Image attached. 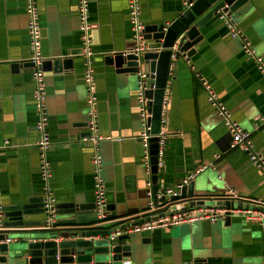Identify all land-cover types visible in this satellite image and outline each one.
<instances>
[{"label":"crops","instance_id":"obj_1","mask_svg":"<svg viewBox=\"0 0 264 264\" xmlns=\"http://www.w3.org/2000/svg\"><path fill=\"white\" fill-rule=\"evenodd\" d=\"M77 1L38 0L42 53L45 61H51L43 69L51 140L50 184L58 203L74 198L85 203L94 201L91 151L79 141L88 130V114L79 56ZM140 1L144 24L163 17L169 20L182 7V0ZM88 3L96 53L99 127L103 134L114 137L99 144L106 199L116 203L118 212L125 213L121 220H140L145 218V182L149 175L138 139L143 129L135 96L138 78L116 74L103 60L112 51H126L132 43L128 0ZM235 24L264 59V0L249 1ZM27 25L24 0H0V143L9 142L8 147L0 149L3 205L15 204L19 195L26 198L43 193L35 146L32 67H12L30 63ZM200 34L197 52L179 63L166 87L170 136L164 166L157 172L158 189L174 187L189 172L205 166L190 180L199 194L219 197L232 189L243 198L264 200L260 173L245 152L230 147L231 135L208 104L196 74L216 90L239 126L252 132L254 146L263 157L264 121L258 118H264V79L252 59L242 52L240 39L231 36L220 20L208 22L200 28ZM57 58L72 59L73 67L54 69ZM226 216L227 223L224 218L216 222L202 220L134 233V244L139 249L137 264H264V222L247 220L241 214ZM196 259L201 261L194 262Z\"/></svg>","mask_w":264,"mask_h":264},{"label":"water","instance_id":"obj_2","mask_svg":"<svg viewBox=\"0 0 264 264\" xmlns=\"http://www.w3.org/2000/svg\"><path fill=\"white\" fill-rule=\"evenodd\" d=\"M249 1L251 0H189V6L181 7L173 18L168 20L163 17L155 23L144 24V50L134 52L132 49L137 45L132 42L125 54L113 52L104 56V63L114 68L116 74L137 78L139 72L145 74L144 95L151 113L149 120L152 133L159 130L162 100L168 82L174 78L171 74L180 66V62L189 60L197 52L198 43L202 40L200 28L214 19L221 21L222 13H226L235 23L236 17ZM44 64H51V61L46 60L43 66ZM27 65L30 63H16L12 67ZM53 66L56 70H60L61 66L71 69L73 60L57 58L53 61ZM85 125L87 126V121ZM82 135H88V132L80 136ZM150 142L152 193L155 199L158 191L156 137L151 138ZM145 197L148 200L146 188ZM169 199H184L189 206L212 204L226 209L240 207L232 200L199 194L194 181L184 185L179 195L170 196ZM159 200L165 201L166 198L161 196ZM207 201L212 203L206 204ZM117 208L115 202L107 200V215L98 218L94 201L85 203L74 198L69 202H56L55 221L52 226H46L43 196L25 198L19 195L18 202L3 205L1 209L3 221L0 227V264H137L135 257L139 249L134 244V233L110 234L144 219L134 220L129 217L121 220L125 213L118 212ZM57 216L64 217L56 218ZM228 219L229 216H226L224 222L227 223ZM10 235L14 237L10 238ZM7 238L10 241H5Z\"/></svg>","mask_w":264,"mask_h":264},{"label":"built area","instance_id":"obj_3","mask_svg":"<svg viewBox=\"0 0 264 264\" xmlns=\"http://www.w3.org/2000/svg\"><path fill=\"white\" fill-rule=\"evenodd\" d=\"M25 11L28 14V25L27 32L29 36V48L30 55L28 61L31 64V81L33 84L32 90V105L36 114L35 132L37 134V140L35 146L38 151V166L40 176L43 182V213L46 221V226H52L55 221V205L56 197L51 188V177L52 167L48 158V149L51 144L50 135L48 132V114L46 111V88L44 82V69L43 63L45 57L42 53V29L39 22L38 12V0H24ZM88 0L77 1V16L79 20V36H80V54L79 56L83 61V72L82 80L86 90V108L88 114L87 120V132L88 135H82L79 137V141L90 148L91 151V173L93 179V194L95 203V213L98 218H103L107 215L106 206V189L104 181L101 177L102 170V157L99 150V144L103 140H111L114 137L105 135L100 131L99 127V108H98V97L96 92V81L94 71V59L95 51L92 45V37L90 34L91 25L89 22V8ZM189 0H182V7L189 6ZM128 20L132 26V42L136 43L132 50L138 52L144 50L146 46L143 44V26L144 22L141 20V1L140 0H128L127 6ZM221 21L224 26L229 30L230 35L238 37L241 41L242 52L244 55L252 59L255 63L257 70L261 77L264 79V59L259 56L251 42L244 36L242 30L231 21L230 17L226 13L220 15ZM116 51H112L113 53ZM127 52L123 51L125 54ZM138 84L136 89V98L138 100V114L143 124V129L138 135L141 147L143 149V164L145 171L148 173V178L145 182L147 200V208L144 212V220L141 222L133 223L124 229H118L113 231L110 236H114L121 232L126 233H140L151 231L154 229H167L181 224H190L196 221L208 220L210 222H216L220 219L225 218L226 215L241 214L247 220H259L264 222V200L260 197L255 199H247L241 197L238 193L232 189H228L224 194L218 197L220 200H232L238 202L240 207H234L232 209L220 208L215 205H187V201L181 199L183 202L172 201L169 199L170 196H176L181 193V189L186 185L194 175L203 170L205 166L196 168L189 172L185 178L174 187H164L158 189L156 197L154 199L152 193V179H151V154H150V140L156 137V166L157 172L164 166L168 138L170 136L168 131V102L169 96L165 92L164 98L161 104L160 114V126L156 133L151 132L150 116L151 113L148 111L146 106L147 99L145 98L144 91V77L143 72L138 74ZM199 78L205 93L208 104L214 111L221 117L222 123L226 130L231 135V148H238L246 153L249 162L254 168L260 173L264 182V157L255 148L252 132L247 131L239 126V124L233 119L229 108L226 106L224 101L221 99L215 89L209 84V82L196 74ZM169 83V82H168ZM261 122L264 118H258ZM121 140L122 138H116ZM8 140H3L0 143V149L8 147ZM164 196L165 201H160L159 198ZM244 203H247L244 205ZM249 203V204H248ZM2 201L0 191V227L3 221L2 213ZM252 207L255 210H252ZM174 208V209H173ZM5 241H10L7 238Z\"/></svg>","mask_w":264,"mask_h":264},{"label":"rangeland","instance_id":"obj_4","mask_svg":"<svg viewBox=\"0 0 264 264\" xmlns=\"http://www.w3.org/2000/svg\"><path fill=\"white\" fill-rule=\"evenodd\" d=\"M212 202L211 201H207L206 204H211Z\"/></svg>","mask_w":264,"mask_h":264},{"label":"trees","instance_id":"obj_5","mask_svg":"<svg viewBox=\"0 0 264 264\" xmlns=\"http://www.w3.org/2000/svg\"><path fill=\"white\" fill-rule=\"evenodd\" d=\"M178 201H176L175 203H177Z\"/></svg>","mask_w":264,"mask_h":264}]
</instances>
